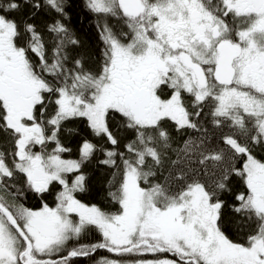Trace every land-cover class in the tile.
I'll use <instances>...</instances> for the list:
<instances>
[{
    "label": "snow or ice",
    "instance_id": "obj_1",
    "mask_svg": "<svg viewBox=\"0 0 264 264\" xmlns=\"http://www.w3.org/2000/svg\"><path fill=\"white\" fill-rule=\"evenodd\" d=\"M0 264H264V0H0Z\"/></svg>",
    "mask_w": 264,
    "mask_h": 264
},
{
    "label": "trees",
    "instance_id": "obj_2",
    "mask_svg": "<svg viewBox=\"0 0 264 264\" xmlns=\"http://www.w3.org/2000/svg\"><path fill=\"white\" fill-rule=\"evenodd\" d=\"M77 27H79V25H77ZM80 127H83V125H80ZM69 158H73V159L78 158L76 156V154H75V151L73 152V154ZM24 202H25L26 206H29V207H35L36 206V201L33 200L31 197L27 198ZM85 202H87V198H85ZM93 202H99V201L97 200V201H93ZM49 203L51 204L52 201L50 200ZM102 206H104V207H110V205H108L106 202H103ZM95 238L96 237H95L94 234H90L86 239L88 241H92Z\"/></svg>",
    "mask_w": 264,
    "mask_h": 264
}]
</instances>
